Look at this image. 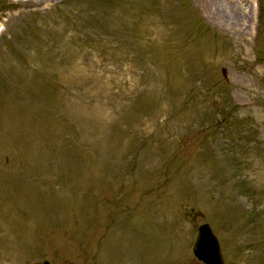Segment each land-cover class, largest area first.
Instances as JSON below:
<instances>
[{"label":"rangeland","instance_id":"374dc122","mask_svg":"<svg viewBox=\"0 0 264 264\" xmlns=\"http://www.w3.org/2000/svg\"><path fill=\"white\" fill-rule=\"evenodd\" d=\"M264 264V0H0V264Z\"/></svg>","mask_w":264,"mask_h":264},{"label":"water","instance_id":"95a60500","mask_svg":"<svg viewBox=\"0 0 264 264\" xmlns=\"http://www.w3.org/2000/svg\"><path fill=\"white\" fill-rule=\"evenodd\" d=\"M195 257L205 264H225L218 237L208 223L197 227L195 239L192 244ZM30 264H50L47 259L33 261ZM71 264V263H65Z\"/></svg>","mask_w":264,"mask_h":264}]
</instances>
